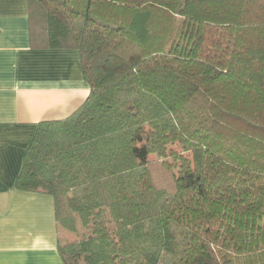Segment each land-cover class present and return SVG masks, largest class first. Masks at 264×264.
Returning a JSON list of instances; mask_svg holds the SVG:
<instances>
[{
  "label": "trees",
  "instance_id": "obj_1",
  "mask_svg": "<svg viewBox=\"0 0 264 264\" xmlns=\"http://www.w3.org/2000/svg\"><path fill=\"white\" fill-rule=\"evenodd\" d=\"M26 1L90 88L15 180L53 196L64 263L264 264V0Z\"/></svg>",
  "mask_w": 264,
  "mask_h": 264
},
{
  "label": "crops",
  "instance_id": "obj_2",
  "mask_svg": "<svg viewBox=\"0 0 264 264\" xmlns=\"http://www.w3.org/2000/svg\"><path fill=\"white\" fill-rule=\"evenodd\" d=\"M76 48H34L26 0H0V264H65L51 194L15 180L42 120L60 119L88 97Z\"/></svg>",
  "mask_w": 264,
  "mask_h": 264
},
{
  "label": "rangeland",
  "instance_id": "obj_3",
  "mask_svg": "<svg viewBox=\"0 0 264 264\" xmlns=\"http://www.w3.org/2000/svg\"><path fill=\"white\" fill-rule=\"evenodd\" d=\"M150 157H153V156H150ZM64 231L62 230V229H60V236H63L64 235ZM70 237H73V235L72 234H70Z\"/></svg>",
  "mask_w": 264,
  "mask_h": 264
}]
</instances>
